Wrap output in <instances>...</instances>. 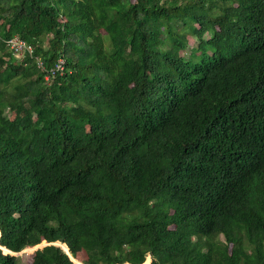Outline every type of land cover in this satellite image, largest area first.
<instances>
[{
  "label": "trees",
  "instance_id": "16d2710c",
  "mask_svg": "<svg viewBox=\"0 0 264 264\" xmlns=\"http://www.w3.org/2000/svg\"><path fill=\"white\" fill-rule=\"evenodd\" d=\"M42 241L29 264H264V0H0V264Z\"/></svg>",
  "mask_w": 264,
  "mask_h": 264
},
{
  "label": "built area",
  "instance_id": "2783aa9c",
  "mask_svg": "<svg viewBox=\"0 0 264 264\" xmlns=\"http://www.w3.org/2000/svg\"><path fill=\"white\" fill-rule=\"evenodd\" d=\"M6 45L12 55L20 60L26 56L33 58L36 66L44 73L43 77L46 82H49L50 79L55 76L63 75L66 72L65 59L63 57L57 58L51 66L46 67L41 58L33 56L32 46L16 35L7 39Z\"/></svg>",
  "mask_w": 264,
  "mask_h": 264
},
{
  "label": "rangeland",
  "instance_id": "374dc122",
  "mask_svg": "<svg viewBox=\"0 0 264 264\" xmlns=\"http://www.w3.org/2000/svg\"><path fill=\"white\" fill-rule=\"evenodd\" d=\"M205 37H207V35H205ZM188 44H189V46H193L195 44L194 38L192 36H188ZM181 54H182V52H181ZM12 115L13 114L10 113L9 117H12ZM44 245H45V242L42 241L41 243L34 245L33 248H24L22 251H20L18 253H14V254H15V256H18V260H19L20 264H29L31 261V256H32L33 252L35 250L41 248ZM30 247H32V246H30ZM30 249H32V250H30ZM84 259H85V254L82 251H80L77 253V260L79 261V263L74 262V264H83ZM145 260H147V264H150L151 260L156 261V258L153 257L152 255L148 254L145 257Z\"/></svg>",
  "mask_w": 264,
  "mask_h": 264
},
{
  "label": "bare ground",
  "instance_id": "6f19581e",
  "mask_svg": "<svg viewBox=\"0 0 264 264\" xmlns=\"http://www.w3.org/2000/svg\"><path fill=\"white\" fill-rule=\"evenodd\" d=\"M139 225H141V224H139ZM118 227H119V225H118ZM117 228V227H116ZM92 229V228H91ZM119 229V228H118ZM113 230V229H112ZM138 230V229H137ZM103 232V231H102ZM87 235V234H86ZM89 235V234H88ZM99 236V235H98ZM122 237V236H121ZM91 238V237H90ZM89 238V239H90ZM92 238H93V236H92ZM109 238V237H108ZM115 238V237H114ZM106 239V241H107V238H105ZM118 239V238H117ZM116 239V240H117ZM121 240V239H120ZM81 241V240H80ZM87 241V240H86ZM82 242V241H81ZM114 243V242H113ZM118 243V242H117ZM120 243V242H119ZM121 243H122V241H121ZM95 244V243H94ZM130 245V244H129ZM83 246H85V245H83ZM87 246V245H86ZM92 247H93V245H92ZM86 248H88V247H86ZM105 248V247H104ZM115 248V247H114ZM117 248H119V247H117ZM99 250H100V248H98ZM102 251H104V250H102ZM102 251H100V252H102ZM105 252V251H104ZM132 253V252H131ZM105 258V257H104ZM110 258V257H109ZM106 259V258H105ZM108 263H110V262H108Z\"/></svg>",
  "mask_w": 264,
  "mask_h": 264
},
{
  "label": "water",
  "instance_id": "95a60500",
  "mask_svg": "<svg viewBox=\"0 0 264 264\" xmlns=\"http://www.w3.org/2000/svg\"><path fill=\"white\" fill-rule=\"evenodd\" d=\"M45 244H47L46 242H45ZM54 244H56V245H59L64 251H65V253H67L68 255H69V252H68V249H67V247H66V250L61 246V244H58L57 242H55ZM7 252H9V251H7ZM18 253V252H17ZM13 255H15L14 253H13Z\"/></svg>",
  "mask_w": 264,
  "mask_h": 264
}]
</instances>
